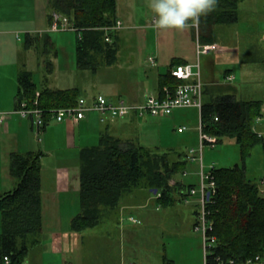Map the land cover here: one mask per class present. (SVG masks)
<instances>
[{"label": "trees", "instance_id": "trees-1", "mask_svg": "<svg viewBox=\"0 0 264 264\" xmlns=\"http://www.w3.org/2000/svg\"><path fill=\"white\" fill-rule=\"evenodd\" d=\"M241 1L219 0L216 10L201 18L198 30L201 44L215 41L216 25L238 21L237 7ZM48 10L50 21L53 13L60 14L76 28L75 55L79 69L95 71L99 59L95 53L101 54L105 64L115 63L119 35L116 30L104 28L114 27L118 21L117 0H49ZM106 36L111 38L110 42ZM26 37L25 47L36 51L41 43L46 47L54 43L49 36ZM173 64L170 68L178 65ZM170 68L159 78V91L163 86L173 88L180 83L170 75ZM18 77L17 101L26 100L32 105L39 92L38 107L44 110L76 106L83 96L78 88H41L33 81L32 72L22 69ZM215 84L213 92L209 88L204 91V96H212L204 99L201 128L203 133L217 137L219 144L224 139L233 140L240 148L242 162L210 169L217 189L207 206V220L212 227L209 235L216 238L209 262L215 263L217 257L243 262L264 257V195L247 177L246 169L251 150L257 145L264 150V134L255 130L256 119L264 117V101L237 98L233 85ZM108 127L99 132L96 144H85L78 152L80 212L70 222L76 235L97 226L104 209L117 208L121 199L137 188L157 190L161 204L168 205L172 201L169 200L173 177L184 172L188 162L187 150L149 148L115 136ZM45 156L41 149L14 152L10 156L9 172L17 183L13 189L0 192V264H5L4 257L9 258L10 264H23L30 249L41 242Z\"/></svg>", "mask_w": 264, "mask_h": 264}, {"label": "rangeland", "instance_id": "rangeland-1", "mask_svg": "<svg viewBox=\"0 0 264 264\" xmlns=\"http://www.w3.org/2000/svg\"><path fill=\"white\" fill-rule=\"evenodd\" d=\"M262 6H264V0H244L241 2L238 11V23L233 26H216L214 32L217 40L232 38L238 34L240 37L246 39V41H252L255 38V26L253 22H256V14L264 11ZM117 13L122 19V26L116 30L119 35V48L117 60L114 64H105L101 54L95 53L94 56L99 58L96 63V72L91 69H79L76 66L74 58L75 52H73L75 51L76 31H49V35L56 48L52 46L46 47L43 43L38 46V51L23 47L19 50L21 69L32 72L33 81L41 88L50 90L78 88L82 92V95L86 97L98 92H101L105 96L118 94V98L120 99L117 100H122L129 104L128 102L133 103L136 102L134 100L141 98L143 92L145 94L153 93L159 76L168 71L172 59L179 56L178 54H182V51L189 50L191 54L195 52L193 49L197 41L195 39L194 42L192 38H187L178 31H162L151 27L153 13L148 7V0L145 3L142 0H117ZM188 31L193 37L192 30L189 29ZM122 43L126 45L125 48L121 45ZM249 43L253 45L252 42ZM134 44H136V48L134 52H130L132 55L130 53L125 54L124 49H132ZM15 49H18L17 45ZM64 49L70 56L74 55V57H70L68 64H65L66 60L63 62L62 54H60L59 58H55L56 51L61 52ZM223 55V58L228 57V54ZM150 56L157 57V65L153 66L149 63L148 58ZM229 56H233V54ZM206 57L216 60V65L213 68L214 74L206 67ZM199 58L202 80L206 85L205 89H212L210 91L213 92L216 85L213 82V76H217L214 77L215 81L224 83L223 72L228 67L233 68V73H235V85L241 79L243 81L242 73L240 74L236 65H227V63L223 62L221 56H217L216 52H211L207 55L202 54ZM93 62H95V59ZM260 75H264V71H260ZM260 75L259 78L254 77L250 79L252 81L251 86H248V89H244L241 92L242 95L239 92L240 90H237V98L264 100V86H262V83L261 85L257 83ZM262 79H264V76H262ZM211 96V94L205 95L204 99L209 100ZM94 120V124L97 126L96 130L98 129L96 134L91 131L87 134L83 132L80 135L76 134L77 144H80L82 141H86L87 143L85 144H88V146L96 144L98 142V132L105 129L106 125H109V130L115 136L140 142L143 146L153 149L173 148L181 152L192 147H198L199 144L198 126L200 114L198 110L193 108L179 109L166 117L148 116L133 120L125 118L104 124L100 123L99 120ZM63 123L49 125L44 133V143L42 144L37 139L36 131L33 130L35 138L33 137L32 142L36 150L40 149V145L45 144V139H47L49 133H52L55 137L51 139L52 144L50 147L56 153L52 151L43 160L44 177H42V182L44 179L45 184L51 182L49 177L52 175L51 168L55 166V161H59L64 165L72 164L79 167L77 148H69L67 151H64L67 148L65 144V132L59 126V124ZM182 125H186L187 130L180 133L178 132V128ZM255 129L259 131L264 130V119L259 123L256 121ZM79 136L80 138L85 137L80 139ZM241 162L240 148L233 140L224 139L222 143L216 144L214 148L206 146L203 152L202 166L205 173H208L212 166L233 167L234 165H240ZM9 163L10 160L7 159L5 165H8V168ZM246 169L247 177L255 184L264 178V150H262L260 145L255 146L251 150L250 156L246 159ZM200 172L201 165L199 162H187L185 171L173 177L171 182L173 194L175 195L176 188L180 184L179 178L187 186L189 184L198 186L200 183ZM46 175L49 177H46ZM12 179L16 184L17 180ZM140 190L146 192L145 189ZM73 195L77 199V206L74 207V213L76 214L80 211L79 193H74ZM135 199V203L141 205L140 202L143 199L140 197H135ZM45 203H47L46 200ZM71 205V202L65 204L66 207H71ZM186 206L183 202L176 201L173 209L178 211L184 209ZM133 212L136 218L140 220V223L133 224L129 222L128 217L123 218L122 224L127 229L124 234L119 231L120 217L117 216L116 218L115 214L109 218V222L113 221L115 226H111L110 224L109 226H98L95 229L86 230L79 236L69 234L65 237V252L62 255L71 264H87L88 255L91 253L88 249L93 247L89 246V244L92 243V245L95 244L97 247L98 245H102V247L106 246L105 251L100 250L98 252V258L106 255L107 259L113 262V264H127L129 260H137L140 264H195L199 261L200 264H203L204 242L202 234L196 231L194 226L195 235L198 238L200 237V239L198 243L192 239L194 234L190 235V232L184 226L186 225V221L185 223L183 222L186 218L184 214L177 213L174 218L177 221L176 226L173 227L166 217H161L155 221L150 214L143 219V214L140 213L139 209ZM70 213H73V211L69 210L65 212V216ZM44 215L46 216L47 213ZM65 216L63 215V220ZM50 222V218L44 217V223L47 226L45 227V232L50 227ZM106 231L109 232L105 233ZM57 254L62 257L59 252ZM60 256L59 259L61 258Z\"/></svg>", "mask_w": 264, "mask_h": 264}, {"label": "crops", "instance_id": "crops-1", "mask_svg": "<svg viewBox=\"0 0 264 264\" xmlns=\"http://www.w3.org/2000/svg\"><path fill=\"white\" fill-rule=\"evenodd\" d=\"M147 0H142L145 3ZM242 0L241 2H243ZM237 7V14L239 11V5ZM49 0H0V111H11L17 108V94L19 90L18 76L21 71V65L19 60V50L25 47V40L27 35H39L42 39L43 37H50L49 31L52 21L49 20V10H48ZM264 9V6H262ZM118 16V13H117ZM256 22H253L255 28V38L252 41H246L243 37L236 34L232 38H226L217 40L215 36V41L219 45L218 51L216 52L217 56H221L223 62L227 63V65L234 64L239 69L240 74L242 73V78L237 85H235L236 76L233 73V68L228 67L224 72V83L221 84H231L233 85L242 95V91L244 89H248V86H251V78H259L260 71H264V11L262 13H257ZM118 20L122 21V19L118 16ZM239 21V15H238ZM238 21L236 23H238ZM236 23H227V24H218V25H235ZM216 25V26H218ZM215 26V27H216ZM193 37L190 35L189 31L181 32L182 35H185L187 38H192L195 42L196 35L195 31L191 28ZM185 38V39H187ZM50 40L52 38L50 37ZM249 42H252L253 45ZM18 46L16 50L15 47ZM123 45V43L121 44ZM55 47V44L51 45ZM126 45H123L125 48ZM56 48V47H55ZM136 48V44L133 45L132 49H124V53L128 54L130 52H134ZM74 50L76 51V40L74 45ZM195 52L192 54L190 51H182V54H178L179 56L174 57L172 62L169 65H181V64H194L197 61L196 58V45L193 49ZM66 50L56 51L55 58H59L60 54H62V60L65 64H68V60L71 56L65 52ZM73 51V52H75ZM219 53V54H218ZM223 54H228V57L223 58ZM233 54V56H229ZM132 55V53H130ZM223 55V56H222ZM76 60V55H75ZM200 60V59H199ZM230 63V64H229ZM206 67L210 70L212 74H214L213 68L216 65V60L209 59V57L205 58ZM156 65H157V57H156ZM201 65V64H200ZM155 66V65H154ZM168 68V70H169ZM90 69V68H89ZM92 70V69H91ZM94 71V70H93ZM30 72V71H29ZM96 72V70H95ZM168 72V71H167ZM257 72V74H256ZM163 75V74H162ZM248 75V76H247ZM247 76V78H245ZM260 75V79L257 80L262 86H264V79H262ZM216 83L217 81L214 80ZM232 77L233 81L229 82L228 78ZM250 77V78H249ZM160 78V76H159ZM159 78L157 82L156 88L153 90V94L159 93ZM247 79V81H245ZM233 82V83H232ZM208 84V83H206ZM206 86V85H205ZM71 89V88H67ZM65 90V89H62ZM101 93V92H98ZM96 93V94H98ZM93 94L92 96L96 95ZM147 94V93H146ZM145 92L142 93L141 98L138 100H134L136 102L130 103V105H138L141 104L145 99ZM92 96H87L90 99ZM118 94L108 95V99L117 101ZM86 97V96H85ZM244 97V96H240ZM247 98V97H245ZM249 99V98H247ZM259 100V99H257ZM264 101V100H262ZM93 116V117H92ZM139 118L136 115H131L129 120H133ZM94 119L98 120V116L96 115H88V117L78 123H73L70 121H66L63 124H59L62 130L65 132V144L66 150L69 148H77V154L79 149L87 143L86 141L80 142L77 144L76 142V134L80 135L83 133L94 132L96 134L97 126L94 124ZM100 122V121H99ZM55 125V124H51ZM107 126V125H106ZM52 128V127H51ZM259 131V130H257ZM261 134H264V130L259 131ZM99 133V132H98ZM33 128L32 124L27 119H20L18 117H13L6 130L0 129V192L8 191L13 189L16 184L15 181L11 178L8 165H5L7 159L10 160V156L14 153H24L27 151H36L34 144L32 142L33 137ZM47 136V133H46ZM82 136V135H81ZM86 136V135H85ZM83 136V137H85ZM81 137V138H83ZM35 138V137H34ZM54 135L52 133L48 134L47 139H45V144L40 145V149L43 151L45 155H50V153L54 150L51 149L50 145L52 144L51 139H54ZM80 138V136H79ZM80 138V139H81ZM43 140L40 144L44 143ZM169 147V146H168ZM187 150V149H186ZM55 152V151H54ZM56 153V152H55ZM55 166L51 168L52 175L49 177L51 182L44 183V179L42 182V198H43V228L44 232L41 236V242L39 245L30 249L29 254L25 260V264H71L66 261L65 257L62 255L65 252V237L69 234H73L70 229V222L76 214L74 213V207L77 206V199L74 198V193H79V167L78 165H64L59 161L54 162ZM64 165V166H61ZM46 170V169H45ZM44 177V176H43ZM180 184L176 188L175 195L173 192L170 194V200L172 201L168 205L161 204L159 194H155L154 192L147 191L144 192V188H137L130 193H127L119 203V206L114 209H104L103 217L101 218L100 223L89 229H95L98 226H115V223L112 221L109 222V218L113 214L120 217L119 220V231L120 233H125L127 230L125 226L122 224L123 218L128 217L129 222L133 224H139L140 220L136 218L133 214L134 210H140L143 215V219L147 215H151L153 220H158L161 217H166L170 224L175 227L176 219L175 216L177 213H182L185 215L184 223L186 221V228L192 239L197 243L200 239L195 234L194 226L197 221V212H198V203L196 198L192 200L189 204L183 202L184 193L187 192V187H197L194 184H189L188 186L183 184L182 180L179 178ZM181 187V188H180ZM140 197L143 199L141 201V205L139 203H135V197ZM131 196V197H130ZM79 199V198H78ZM45 200L47 203H45ZM176 201H181L184 205H190L184 207L182 210L175 211L173 206ZM67 202H71V207H66L65 204ZM72 210L73 213L65 216V212ZM76 210V208H75ZM47 213L45 216L44 214ZM127 214V215H125ZM63 215L65 219L63 220ZM125 215V216H124ZM44 217H48L51 219L50 227H48L45 232V227H47L44 223ZM130 218L135 219L136 221H131ZM171 218V219H170ZM110 226V227H111ZM1 229V228H0ZM88 230V229H86ZM85 230V231H86ZM108 230V229H107ZM83 231V232H85ZM82 232V234H83ZM106 231L105 233H108ZM79 236V235H77ZM195 242V243H196ZM201 242V241H200ZM89 257L87 258V264H113V262L107 259L106 255H102L98 258V252L100 250H106V246L102 247V245H98V247L92 243L89 244ZM104 245V243H103ZM62 255V257L60 255ZM59 256L61 257L59 259ZM93 258V260H92ZM134 262L136 264H140L137 260H129L127 264ZM118 264V263H114ZM125 264V263H124ZM195 264H200L196 262Z\"/></svg>", "mask_w": 264, "mask_h": 264}, {"label": "built area", "instance_id": "built-area-1", "mask_svg": "<svg viewBox=\"0 0 264 264\" xmlns=\"http://www.w3.org/2000/svg\"><path fill=\"white\" fill-rule=\"evenodd\" d=\"M53 20L50 26V31H69L74 30L73 24L63 15L53 13ZM122 26L120 20L116 22L114 27L104 28L108 30H118ZM151 27L154 26L153 19L151 20ZM196 31V55L197 61L194 64H181L170 68V75L179 80L180 83L171 88L166 85L157 94L147 93L145 99L141 104L130 105L122 100H110L102 93H98L88 99L81 96L76 106L61 107L54 109H41L38 107L39 92L36 93L35 101L32 105L28 104L26 100L18 102L17 108L11 111H0V129H7L10 120L13 117L20 119H27L31 122L33 130L36 131L37 139L41 142L47 127L53 123H63L70 121L78 123L88 117V115H97L100 123H107L115 120H123L129 118L132 114L138 117H166L172 115L176 110L193 108L201 114L204 104L205 83L202 80L201 65L199 61L200 55H207L211 52L217 51L219 46L216 43L201 44L198 39L199 25L194 27ZM111 38L106 36V41L110 42ZM148 61L151 65H156V57L150 56ZM228 81H233L232 77ZM264 117H258L256 121L259 123ZM217 120V118H215ZM186 125L178 128V132H185ZM256 130V129H255ZM257 131V130H256ZM261 134V132L257 131ZM199 144L198 147H192L187 150L186 160L188 162H199L201 165L200 183L197 187H190L183 197V202L189 204L194 198L198 203L197 221L195 230L199 231L203 237V264H264V257L256 256L254 259H248L243 262H236L233 259L224 260L220 257L216 258L215 263L209 262V256L212 254V248L216 244V238L209 235L212 230L210 223L207 220V206L209 199L216 192V182L211 176L210 171L204 172L202 161L203 152L206 146L214 148L218 144V138L215 136L203 133L201 123L198 126ZM212 166L211 168H213ZM257 184L261 194H264V178ZM131 221H136L130 218ZM5 264H10L8 257H4ZM129 264H136L131 262Z\"/></svg>", "mask_w": 264, "mask_h": 264}, {"label": "clouds", "instance_id": "clouds-1", "mask_svg": "<svg viewBox=\"0 0 264 264\" xmlns=\"http://www.w3.org/2000/svg\"><path fill=\"white\" fill-rule=\"evenodd\" d=\"M218 3L219 0H148V7L157 29L183 32L197 27Z\"/></svg>", "mask_w": 264, "mask_h": 264}, {"label": "water", "instance_id": "water-1", "mask_svg": "<svg viewBox=\"0 0 264 264\" xmlns=\"http://www.w3.org/2000/svg\"><path fill=\"white\" fill-rule=\"evenodd\" d=\"M154 193L156 194L157 193V190H154Z\"/></svg>", "mask_w": 264, "mask_h": 264}]
</instances>
